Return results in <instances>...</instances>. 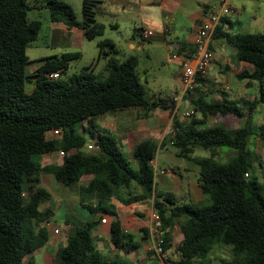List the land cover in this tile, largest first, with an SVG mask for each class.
Instances as JSON below:
<instances>
[{
    "label": "trees",
    "instance_id": "1",
    "mask_svg": "<svg viewBox=\"0 0 264 264\" xmlns=\"http://www.w3.org/2000/svg\"><path fill=\"white\" fill-rule=\"evenodd\" d=\"M96 4L95 0L81 1V22L63 1L44 0L43 8L49 22L79 28L85 40H92L103 32L95 20ZM30 9L26 0H0V264H21L25 256L33 258L47 243V229L40 224L48 221L51 210L39 207L51 195L39 185L41 174L51 175L66 187L81 183L79 204L89 214L82 221L64 218L70 232L56 249L54 264H124L98 250L92 232L100 221L94 215L114 216L112 203L126 206L146 200L158 216L163 250L170 248L174 227L182 237L174 248L178 261L170 264H208L206 257L214 245L228 248L230 260L223 264H264V155L260 160L247 148L253 140L264 148V123L254 126L249 121L256 107L264 105V31L230 35L216 27L212 36L232 47L235 60L249 67L235 75L256 84V96L246 103V114L233 102H207L199 96L191 102L193 114L181 123L174 120L164 140L136 145L130 153L137 166L133 170L110 132L94 124L95 133L89 135L94 153L86 154L85 138L75 128L83 130L85 123L116 111L137 110L144 116L168 108L167 99L145 97L137 58L118 61L109 40L98 41L95 61L77 72L66 75L69 62L80 54L64 53L38 60L35 71L27 76L30 61L25 49L41 29L39 21L27 19ZM100 58L106 60L104 72L96 74ZM52 73L58 78L48 79ZM26 81L33 84L29 94L23 93ZM244 115L241 127L226 128L217 121L206 126L210 117L238 120ZM52 130L60 138L45 140L44 134ZM165 146L175 148L176 157L198 166L197 184L206 203H181L172 194L154 191L151 162ZM222 148L234 154L219 163L214 150ZM196 149L209 156L190 159ZM55 151L62 153L58 166H40L33 160ZM132 186L140 193L134 194ZM109 242L122 251L139 246L131 234L121 231L117 219L110 222Z\"/></svg>",
    "mask_w": 264,
    "mask_h": 264
},
{
    "label": "crops",
    "instance_id": "2",
    "mask_svg": "<svg viewBox=\"0 0 264 264\" xmlns=\"http://www.w3.org/2000/svg\"><path fill=\"white\" fill-rule=\"evenodd\" d=\"M95 1L98 2V4H96L97 13L95 20L103 27L101 40H109L113 43L114 48L117 51L115 58L118 61H122L129 56H134L138 60L140 55H144L148 60H150L153 53L158 50L160 51L162 61L172 62L176 66V71H172L171 73L170 81H166V79L163 78H158L156 80L159 87L163 85V88L173 90H169L165 96H152L153 99L166 98V106L168 108L155 109L148 112L144 116H139L142 113L141 111L123 110L104 114L98 117V123L96 125L110 132L112 136L114 135L118 137L117 144L120 150L123 148L128 153H131L136 145L144 140H151L156 143H160L164 140L167 134L171 131L173 121L176 120L178 123L183 122L184 118L181 117V113L183 111L190 110L191 102L197 97L203 96L202 90L204 89L201 88H205L204 85H199L193 91L182 93L180 84V61L172 60L170 55L172 53L178 55L179 57L192 55V40L198 25L200 21L207 16V14L215 11L217 3L216 0ZM65 3L72 8L68 2ZM228 5L230 13L220 19L217 27L220 28L221 31L230 35L251 34L232 32L234 26L238 28L237 30H239L242 26L240 20L241 13L236 11L230 2H228ZM78 14L79 19L75 17L76 21L81 22L83 19L81 3ZM252 20L255 22V18ZM47 22L45 23V32L48 37L49 44L46 46L55 47L56 52L54 54H43V56L34 62V65H31L30 62L28 65L29 71L26 72L25 69V74L27 76L31 75L35 71L37 61L40 59L59 56L64 53H79L82 55L81 48L83 47V40L85 39L83 38L82 32L79 28H66L61 23H51L49 20ZM258 25V28L261 29V31H264V23L260 22ZM255 26V24L247 25V28L249 30H253L257 28ZM142 30L150 31L153 36L149 39H142L140 36V32ZM225 46L228 45L225 44L223 40L211 39L209 48L212 52L213 58L208 70L205 73L203 83L206 85L207 82H209L212 85L220 87L222 96H215L213 102L224 99L227 102L234 103V100H237L236 98H239L242 103L252 101L256 95H250L247 97L244 93V89L251 88L256 93V84L253 82L246 83L244 80L242 81L236 79L235 75L245 69V67L236 63V60L226 54ZM231 64L234 66H231ZM209 71H212L213 76L208 77ZM232 78L239 81L234 85L235 89L239 88L237 91H232ZM171 95L177 97L176 103H171L168 100ZM175 107L177 110L173 111ZM253 113L254 111L251 114ZM244 119L238 123L236 120L229 117H220L218 119L215 117L214 122L217 121L218 123H222L226 128H237L243 125ZM249 119H251V117ZM256 121L257 120L252 121L254 126L262 124L261 122ZM94 127V121H91V124L85 123L83 130L81 128V131L86 132L88 136H91L95 133ZM59 138L60 134L54 136L50 131L44 134L45 140H58ZM90 141L92 144L91 137ZM87 145H90V143L86 144V146ZM167 147L168 146H165L161 150H165ZM57 153L58 151H55L40 157V166L60 165L61 157H58ZM173 156L176 157L175 153ZM192 158L195 159L193 155L190 159ZM181 159L184 161V166L181 164H174L171 167L156 168V161L154 157L151 162L153 173L156 170L159 171L161 169H169V172L166 174L160 175L157 173L155 175L153 179L154 191L172 194L175 199L181 203H200L204 201V197L197 184L199 168L192 160ZM50 180L51 178L48 174H41L39 185L47 190ZM132 190L134 193L136 188H132ZM137 193H140L139 188H137ZM145 203L148 204V209L146 206H138L136 204L124 206L119 203H112L115 208L114 216L101 214L94 215L96 220L101 221L103 218L106 219V223H98L92 232V236L98 250L110 259H121L124 264H156V259L150 251L151 241L149 239V229L152 225L150 215L153 210L150 200H146ZM44 209L42 208L41 211ZM52 215L53 214L51 212V216L48 221H50ZM114 219L119 221L121 231L132 235V242L138 243V248L132 251H122L113 248L109 242V225ZM54 229L57 230V233L55 234L52 232ZM47 231H49L47 243L41 248L40 253H42V251L54 253L55 250L63 246L65 242V240L63 241L62 238L60 239L58 237L60 231L56 227H52L51 230ZM171 238L170 248L165 251L168 264L178 261L174 248L179 244L182 237L178 232L177 227H174L171 231Z\"/></svg>",
    "mask_w": 264,
    "mask_h": 264
},
{
    "label": "rangeland",
    "instance_id": "3",
    "mask_svg": "<svg viewBox=\"0 0 264 264\" xmlns=\"http://www.w3.org/2000/svg\"><path fill=\"white\" fill-rule=\"evenodd\" d=\"M62 1V0H60ZM65 2H68L71 5V9L74 13V16L79 19V6L81 3V0H63ZM27 4L31 9L27 11L26 17L28 20H37L41 23V29L37 35V38L34 42L30 43L27 48L25 49L26 57L30 60L31 65H34L35 61L43 56V54H54L56 52L55 47H49L46 46L49 44L48 37L46 35L45 29V23L48 21V13L43 8L44 6V0H26ZM230 2L234 9L236 11L241 13V28L237 30L234 26V29L232 32H239V33H261V29L258 28V24L260 22L264 23V0H228ZM255 18L254 20H252ZM48 23V22H47ZM255 24L257 27L256 29L249 30L247 28V25ZM102 39V36L96 37L92 40H83L84 44L81 48L82 55L79 56V58L69 62L68 70L66 72V75H70L74 72L79 71L83 67L89 65L91 62H94L97 56V48L96 43ZM226 54L230 55L232 59L235 60L234 57V49L232 47L225 46ZM236 63L242 65L245 67V69L249 70L248 65L237 62ZM104 66H105V59L100 58L94 68V73H103L104 72ZM231 66H234L231 64ZM215 68V67H214ZM29 71V67H26V72ZM172 71H176V66L172 62H165L162 61V57L160 56V51H155L152 55V58L148 60L144 55H140L138 58V65H137V72L140 79V82L143 84L145 89V97L146 98H152V96H165L169 90V88H163V85L159 87L157 83L158 78L166 79V81L171 80V73ZM213 76L212 71H209L208 77ZM233 81V89L232 91H237L238 89L234 88L235 83H238V80H235L234 78L231 79ZM243 81V80H242ZM161 83V82H160ZM205 88L202 90V95L204 96L205 100L207 102L213 101L215 96L221 95V89L219 86H215L207 82L205 85L203 83ZM33 89V84L30 81H26L23 86V93L29 94ZM245 95L248 97L250 95H256V93L251 88L244 89ZM237 100H234L235 104L243 109L244 114H246V103H242V101L239 98H236ZM191 107V105H190ZM246 117L245 115L243 116ZM264 105L259 104L256 109L254 110V113L251 114L250 124L253 125L252 121L257 120L256 122L264 123ZM254 119V120H253ZM94 121V124L98 123V118H96ZM238 123L242 121V119L236 120ZM206 126H214L215 122L213 120V117H210L207 119ZM86 127V125H85ZM76 133L82 135L85 138V146L86 144L90 143V138L87 135L86 132H82L81 128L76 127L75 128ZM114 136V135H113ZM116 138V141L118 143V137L114 136ZM248 150L250 152L254 151V154L256 158L263 160L264 155V148L256 141L253 140L248 145ZM83 152L88 153H94V150H86V148H83ZM121 152L123 156L128 160L129 166L131 169L136 170V162L131 157L130 153L125 151L123 148H121ZM176 152V149L168 146L165 150H157L155 153V161H156V168L161 167H171L174 164L176 165H183L184 161L181 158H176L173 156V154ZM59 153V151H58ZM57 153V154H58ZM233 151L222 148L214 150V160L219 163L227 162L230 158L233 157ZM193 156L195 158H206L209 156V153L207 151L196 149L193 153ZM58 157H61L58 155ZM34 161L40 163V157L33 158ZM254 168L256 169L257 175H259L258 168L256 165H254ZM49 175V174H48ZM51 180L50 184L47 187V190L49 191L51 198L50 201L44 205H41L39 209L41 210L44 207H48L52 212V217L50 219V224L52 227H56L60 234L58 237L63 239V241L66 239L67 235L70 232V228L64 225L63 220L64 218H69L70 220L74 221H82L89 217V214L87 210L79 204V193H78V186L81 185V183L74 184L70 187L63 186L57 182H55L51 175H49ZM189 177V176H188ZM185 179V177H184ZM132 188H136V191L134 193H137V187L132 186ZM146 201L134 203L138 206H146L148 209V204L145 203ZM206 203V199L202 201ZM51 216V215H50ZM48 217V219L50 218ZM44 222V221H43ZM43 222L40 224L43 226ZM47 238L49 235V231L46 230ZM58 238V240H59ZM56 251V250H55ZM55 253V252H54ZM53 252H43L39 255H35L33 258L30 256H25L22 259L21 264H54L55 258H54ZM206 260L208 261V264H223L224 261L228 262L230 260L229 257V251L228 248L214 245L210 252L208 253ZM30 262V263H29Z\"/></svg>",
    "mask_w": 264,
    "mask_h": 264
},
{
    "label": "built area",
    "instance_id": "4",
    "mask_svg": "<svg viewBox=\"0 0 264 264\" xmlns=\"http://www.w3.org/2000/svg\"><path fill=\"white\" fill-rule=\"evenodd\" d=\"M217 8L215 11L207 14L205 18H203L198 28L193 36L192 45H193V53L191 56H183L179 57L178 55L172 53L170 58L172 60H179L180 67H181V74H180V84L182 93L193 91V89L197 88L199 85H203L196 81V79H201L203 81L206 71L208 70L211 62H212V52L209 48L210 41L212 39L213 33L220 21V19L230 13L228 0H216ZM140 36L142 39H149L153 36V34L148 30H142L140 32ZM48 79L54 80L58 78L57 73H52L47 75ZM168 100L171 103H176L177 97L171 95ZM177 110L175 107L173 109ZM193 114V111L190 109L188 111H183L181 113L182 118L189 117ZM52 135L57 136L59 133L57 130L50 131ZM171 134V131L168 133ZM167 134V135H168ZM94 147L91 145H87L86 149L91 150ZM59 156H62V153H58ZM169 172V169H161L159 171L154 172V177L158 173L160 175L166 174ZM150 219L152 225L149 229V239L151 241L150 244V251L153 254L154 258L156 259V264H165L166 256L165 251L163 250V242L162 239L158 236V216L157 214L152 211L150 215ZM100 223H106V219L103 218ZM43 226L47 230H51L52 226L50 221H45ZM52 232L55 234L57 230L54 229Z\"/></svg>",
    "mask_w": 264,
    "mask_h": 264
}]
</instances>
